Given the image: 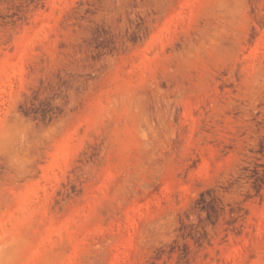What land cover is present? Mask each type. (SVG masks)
<instances>
[{
  "label": "rangeland",
  "instance_id": "1",
  "mask_svg": "<svg viewBox=\"0 0 264 264\" xmlns=\"http://www.w3.org/2000/svg\"><path fill=\"white\" fill-rule=\"evenodd\" d=\"M0 264H264V0H0Z\"/></svg>",
  "mask_w": 264,
  "mask_h": 264
}]
</instances>
